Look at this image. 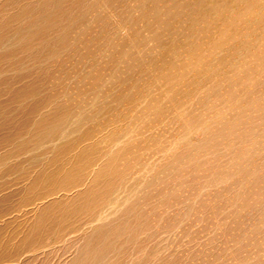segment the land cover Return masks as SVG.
Segmentation results:
<instances>
[{
	"label": "bare ground",
	"instance_id": "1",
	"mask_svg": "<svg viewBox=\"0 0 264 264\" xmlns=\"http://www.w3.org/2000/svg\"><path fill=\"white\" fill-rule=\"evenodd\" d=\"M25 1L21 14L35 4ZM73 1L66 10L87 18L76 44L90 72L60 75L65 96L47 104L59 113L33 122L37 145L61 161L37 183L51 194L89 175L80 193L100 190L88 220L96 228L194 171V197L181 205L223 183V204L244 208L231 222L253 224L255 238L264 227V0H110L107 14Z\"/></svg>",
	"mask_w": 264,
	"mask_h": 264
},
{
	"label": "rangeland",
	"instance_id": "2",
	"mask_svg": "<svg viewBox=\"0 0 264 264\" xmlns=\"http://www.w3.org/2000/svg\"><path fill=\"white\" fill-rule=\"evenodd\" d=\"M22 1L0 0V264H264V246L257 243L264 241V227L252 238L253 224L231 222L232 211L244 208L223 204V183L181 205L194 197V171L182 186L147 190L121 211L125 216L96 228L88 220L100 190L80 193L89 175L51 194L43 178L37 183L40 172L56 171L61 161H50L37 145L42 135L32 133L33 122L59 113L47 104L65 96L60 75L75 74V82L90 72L83 45L77 46L88 25L84 12L66 10L77 9L73 0H27L35 4L25 14L18 10ZM111 5L89 0L88 8L107 14ZM20 138L27 143L18 145ZM70 165L82 168L79 161Z\"/></svg>",
	"mask_w": 264,
	"mask_h": 264
}]
</instances>
